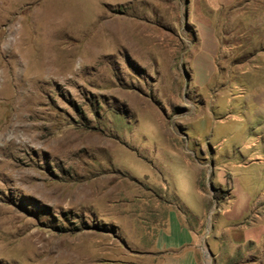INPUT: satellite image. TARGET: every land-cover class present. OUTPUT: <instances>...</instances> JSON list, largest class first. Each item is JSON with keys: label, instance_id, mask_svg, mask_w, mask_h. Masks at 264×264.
<instances>
[{"label": "rangeland", "instance_id": "1", "mask_svg": "<svg viewBox=\"0 0 264 264\" xmlns=\"http://www.w3.org/2000/svg\"><path fill=\"white\" fill-rule=\"evenodd\" d=\"M130 1L0 0V264H159L171 211L243 224L264 192V68L249 62L264 0L245 37L237 14L207 16L226 0H193L198 16ZM207 22L220 49L200 85Z\"/></svg>", "mask_w": 264, "mask_h": 264}, {"label": "crops", "instance_id": "2", "mask_svg": "<svg viewBox=\"0 0 264 264\" xmlns=\"http://www.w3.org/2000/svg\"><path fill=\"white\" fill-rule=\"evenodd\" d=\"M254 0H226L223 3L206 5L207 16L216 9L223 11L229 10L230 16L237 14L242 21L244 31L241 35L247 36V32L251 33L252 19L245 22L246 6ZM132 1L129 0V4ZM193 0L188 2L189 16H198V9L194 8ZM212 11V12H211ZM219 12V11H218ZM156 16L158 13L154 11ZM129 16H134L130 13ZM246 26L249 28L246 29ZM199 50L202 52L200 57L202 60L193 61L194 65L199 69L201 79L200 85L209 84L207 81V74L213 71L214 60L213 56L217 55L220 49L219 41L214 33L212 25L208 22L200 27ZM195 39H198L197 31L194 34ZM249 62L253 63V67L257 69L264 68V50L252 52L249 56ZM245 72V69L243 70ZM254 100L259 106L264 107V87L259 89L255 95ZM259 140V139H257ZM259 141L253 143V147H258ZM250 147V145H247ZM260 157V162L264 163V154L257 155ZM211 191H207L215 201V207L219 208V199L213 197L215 191L213 182H210ZM200 194H205L199 188ZM207 194V195H208ZM222 198V197H221ZM229 209L222 208L221 215H226ZM251 218L248 222L236 225H226L219 223L217 220L208 226L199 221L197 226L189 228L185 226L178 218L176 212L169 213L168 224L160 228L157 238L155 240V253L161 254L159 256V264H226L225 255H238L239 263L234 264H264V192L257 198H254L249 204L248 211ZM212 238V242L208 243ZM207 246V247H206ZM226 246V247H225ZM228 251V252H227ZM155 257V256H153ZM248 262V263H245Z\"/></svg>", "mask_w": 264, "mask_h": 264}, {"label": "trees", "instance_id": "3", "mask_svg": "<svg viewBox=\"0 0 264 264\" xmlns=\"http://www.w3.org/2000/svg\"><path fill=\"white\" fill-rule=\"evenodd\" d=\"M223 192V191H222ZM217 192L216 191H214V193H213V197L215 198V199H220L221 197H222V195H217L216 194Z\"/></svg>", "mask_w": 264, "mask_h": 264}, {"label": "bare ground", "instance_id": "4", "mask_svg": "<svg viewBox=\"0 0 264 264\" xmlns=\"http://www.w3.org/2000/svg\"><path fill=\"white\" fill-rule=\"evenodd\" d=\"M8 135V134H7ZM2 136H4L3 134H2ZM15 136V135H14ZM6 138V137H5ZM8 138V137H7ZM11 139H12V137H10ZM8 140H9V138H8ZM26 141V140H25ZM12 143H13V141H12Z\"/></svg>", "mask_w": 264, "mask_h": 264}]
</instances>
